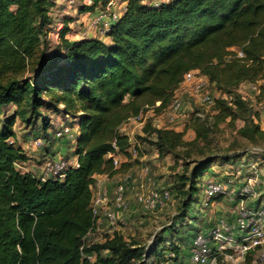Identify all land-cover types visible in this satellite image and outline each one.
I'll return each instance as SVG.
<instances>
[{
	"label": "trees",
	"instance_id": "trees-1",
	"mask_svg": "<svg viewBox=\"0 0 264 264\" xmlns=\"http://www.w3.org/2000/svg\"><path fill=\"white\" fill-rule=\"evenodd\" d=\"M91 2L81 5L79 13L104 9L109 0ZM122 3V14L105 35L107 42L70 40L74 19H66L60 46L50 54L47 40L57 22V0H0V112L14 108L0 123V264H148L150 257L159 262L169 249H179L173 242L175 228L167 247L147 252L119 232L100 243L87 238L97 224L91 207L96 177H124L135 166L129 153L134 145L121 127L140 112L161 115L168 110L187 73L206 77L209 86L229 99H214L212 123L196 116L201 111L192 113L185 131L195 133L193 142L184 140L185 131L153 127L151 120L145 124L143 141L159 157L187 160L184 174L169 190L179 200V219L197 200L199 182L214 158L203 156L192 161L193 167L188 159L213 128L242 121L241 137L264 141L255 111L238 94L247 84L263 83L264 98V0ZM48 114L78 122L72 151L77 166L69 167L63 179L39 181L41 170H18L27 157L14 127L17 120L29 128L40 121L47 142H70L47 135ZM113 153L126 162L115 168L107 157ZM92 254L94 263L85 257Z\"/></svg>",
	"mask_w": 264,
	"mask_h": 264
},
{
	"label": "rangeland",
	"instance_id": "rangeland-1",
	"mask_svg": "<svg viewBox=\"0 0 264 264\" xmlns=\"http://www.w3.org/2000/svg\"><path fill=\"white\" fill-rule=\"evenodd\" d=\"M83 2L87 3L88 1L76 0L75 2L70 3L61 0V4L55 9L56 12H54L53 17L56 18L58 23H62L63 26L65 21H67L66 19L73 20L70 14L77 17L75 18L76 21L69 26L70 31L67 34V37L72 41L77 38H86V34H90L95 36L93 38L104 39V41L107 42V39L105 40V35L102 34L104 27L103 19L107 21L113 12L118 15L122 14L125 7L122 0H113V4L110 7L105 6L104 9L98 7L93 13L82 14L83 16H80L78 19V16L81 14L79 13V8L81 5H85ZM56 36L57 34L56 32H53V30L48 36V53L50 54L55 51L57 44H60V36L59 38H56ZM261 84L263 83H260L259 85ZM192 88L193 85L182 86L175 93L177 99L184 103V108L176 117V123H174V126L166 120L165 116L156 115L153 111H149L145 115L144 122L141 124L130 120L124 124L123 128H121V133L127 135L133 145L139 146L138 150L140 156L133 159L135 166L129 174L131 175L130 184H133L136 189H140V192H149L151 190L157 192L163 190L171 191L178 180L179 175L184 174L186 167L185 162H187V160L184 161L182 159L176 160V158L171 155L161 158L158 156V152L153 146L143 141V138H146L144 127L149 120H151L153 127L182 132L185 131V126L192 117V113L194 111H202L203 114H200L202 116L201 118L203 119V117H206L208 118V121L212 123V115L214 114L213 107L203 108L201 102L202 95L197 94L195 96V94H192V96H189V94L193 93ZM204 93L208 94L212 99H229V97L222 95L212 86H208L204 90ZM238 94L249 103L254 113L256 95L246 86L239 88ZM1 119H4V117ZM48 119L51 123V128L47 132V135L49 136L61 125H66L63 123L64 120L61 121V119L52 114H48ZM69 123L74 130L78 128L77 121L74 120ZM40 125L41 123L38 121L34 127L29 128L20 120L16 121L14 127L16 135L15 140L17 144L20 143L24 145L22 147L27 157L25 163L18 165V170L21 173H34L35 169L37 173L38 170H42L49 160L55 161L57 159L65 158V161H70L71 164L74 163V160H72L71 157L73 150L71 152L60 151L57 144L54 148V142H47L46 137H42L43 134L40 133L39 129ZM242 126V121H236L234 124H230V121L228 120L217 128H213L208 141L198 143V148L192 150L190 154L191 156L188 159L189 167L195 165L192 161H200L204 157L212 156L214 159L208 170L203 174L202 179L199 182L200 190L194 195L197 200L192 203L190 209L186 212L184 219H179V217H177L179 214V200L173 194L174 192H172L167 203L163 207L152 211H143L133 202L139 192H134V190L126 188V197L130 200L129 205H131L129 210L118 213L116 222L113 226H110L108 225V221L103 217V212H105V210H114L113 203L110 202L107 208L101 211L100 222H104L105 226L103 228L98 226V230H95L92 236L88 239V243H100L104 240L105 236L110 235L113 232H119L127 243L131 244L133 242L135 245L143 247L147 252L151 251L155 246H158V248H161L163 244L165 246V241L168 242L166 245L170 244L169 233L170 230L175 228L178 232L172 235L174 244L185 248L184 251L188 252V246L191 243L195 232L199 231L202 226L205 227L208 223H212L216 218L220 217V215H228L227 211H233L235 207V204L223 203L219 199L216 201V203H219L214 204V206L210 208H204L200 203L201 188L203 184L207 182L208 178L222 180L225 177V174L231 171V173L236 176V170L231 169L235 167L236 162H244L246 159H252L256 162L258 164L257 168L259 174L261 173L263 175L261 176L262 178L260 177L261 185L258 188L255 187V193L257 199L264 202V141L252 142L241 137L238 134V130ZM260 128L264 131V123L260 124ZM16 137H18V139H16ZM36 137L42 139L41 142L44 147H34L33 141ZM183 138L187 142H193L195 140V133L191 130L185 131ZM47 143H50V145ZM66 144H70V147L73 148V144L70 142H67ZM47 148L53 153H46L44 150ZM200 151H202L203 155ZM42 152H45L46 154L40 156ZM143 157L144 160H141ZM226 157L229 158L226 160ZM37 159H39V161H37ZM124 161V158H122L120 162L124 163ZM34 164L35 166L38 165L37 168ZM146 165L149 166L150 172L148 176L144 178L142 168ZM113 180L114 181L111 182L110 180L108 181V179L103 180L100 176L96 177V181L104 183L110 189L111 193L115 188V183L121 181L122 177L116 176ZM133 181H135V183H132ZM132 191L133 193L131 197H129L128 193ZM216 207L220 210L217 214L215 212ZM258 257V254L251 253L243 264H264V261H260ZM148 264L152 263L149 262Z\"/></svg>",
	"mask_w": 264,
	"mask_h": 264
},
{
	"label": "built area",
	"instance_id": "built-area-1",
	"mask_svg": "<svg viewBox=\"0 0 264 264\" xmlns=\"http://www.w3.org/2000/svg\"><path fill=\"white\" fill-rule=\"evenodd\" d=\"M64 1L72 3L76 0ZM87 1V3H83L85 5H91V0ZM170 1L172 0H143L144 3L152 4L153 6L167 4ZM112 4L113 0H109L107 6L110 7ZM118 18L119 15L113 12L107 21L103 19L104 27L102 34L106 35L112 22H115ZM61 29L62 23L57 22L53 28V32L57 34L56 38H59V31ZM59 46L60 44L58 43L57 47ZM238 56L242 57V53H238ZM259 84L254 83L245 86L256 95L255 113L257 116L254 118V121L255 123L262 124L264 123V98L260 96L261 89ZM187 85H193V93L189 94V96H192V94H195V96L197 94L202 95L201 102L203 108L213 106L214 99L204 93V90L209 86L206 77L195 72L187 73L180 87ZM159 105L160 103H157L156 107ZM183 108L184 103L175 96L170 108L161 115L165 116L166 120L174 126L176 117L181 113ZM149 111L151 110H147L144 113L140 112L138 116L130 120L141 124L144 122L145 115ZM200 114H203L202 111L198 112L196 116L201 118L202 116ZM77 130L78 128L74 130L68 124L62 125L61 128L54 130V137L58 140L67 138L71 144H74L78 133ZM10 142L12 143L13 140H10ZM33 144L34 147H42L41 139L34 140ZM138 149V145L130 148L129 153L133 158L138 157ZM107 157L113 160L115 168H118L121 164L122 157L118 153L109 154ZM257 165L252 159H246L244 162H236L235 167L231 169L236 170V176L230 170L231 172L226 173L222 180L208 178L207 182L201 188L200 203L202 206L204 208H210L214 204L219 203H216V201L220 199L223 203L235 204L233 211H227L228 215L223 214V216L216 218L212 223H208L205 227L202 226L199 231L195 232L188 246V252H185L183 247L177 245L179 247L177 251L169 249L165 253L164 258L160 259L159 262L154 261L150 257L151 255H149L150 258H148L147 263L243 264L251 253L258 254V259L264 261V202L258 200L255 193V187L258 188L261 185V176L263 175L261 173L259 174ZM76 166L77 163L74 162L71 164L70 161H65L64 159L49 160L42 168L38 179L39 181H45L49 177L63 179L65 171L69 167ZM149 172V166L146 165L142 168L144 178L148 176ZM130 179V174L122 177V180L115 185L112 193L104 183L96 181L91 202L93 215L97 218L95 230H98V226L103 224V222H100L101 211L106 209L110 202L113 203L114 210L110 211L108 209L103 212V217L108 221V225L110 226H113L116 222L118 213L129 210L131 205H129L130 200L126 197V188L132 189L134 192H139L133 202L143 211L156 210L167 203L170 197L168 190L140 192V189H136L133 184H130ZM92 234H89L87 238L88 242ZM85 257L90 263H94V254Z\"/></svg>",
	"mask_w": 264,
	"mask_h": 264
},
{
	"label": "crops",
	"instance_id": "crops-1",
	"mask_svg": "<svg viewBox=\"0 0 264 264\" xmlns=\"http://www.w3.org/2000/svg\"><path fill=\"white\" fill-rule=\"evenodd\" d=\"M61 1V0H60ZM60 1L58 0V5L59 4H61L60 3ZM84 1V0H83ZM64 4V3H63ZM123 5H125L124 3H123ZM71 15V17L74 19V21L73 22H75L76 20H75V18H77L75 15H73V14H70ZM80 16H83L82 14H80L79 16H78V19L80 18ZM93 37H95V36H92V35H90V34H86V38H93ZM84 38V37H83ZM83 38H77L76 40H80V39H83ZM101 40H104V39H101ZM105 40H106V38H105ZM13 112H14V108L12 107V106H10V107H8V108H5V109H2L1 110V112H0V119L2 118V117H4L5 115L6 116H8V115H11V114H13ZM2 120V119H1ZM61 121H63V120H61ZM72 121H74V120H64V122L63 123H68V122H72ZM124 127V125L121 127V128H123ZM16 139H18V137H16ZM67 142H65V141H62V142H56L53 146H54V148H55V145L57 144V146H58V149L60 150V151H69V152H71L72 150H73V148H71L70 146V144H66ZM19 146H21V148L23 149V147L22 146H24L23 144H18ZM57 148V147H56ZM46 153H53V152H50L49 151V149L47 148V149H45L44 150ZM45 152H42L41 153V155L40 156H42L43 154H46ZM52 155V154H51ZM72 157V160H74V162L75 163H77V158L75 157V156H71ZM36 160V159H35ZM125 160V159H124ZM141 160H144V157L141 159ZM29 161V160H28ZM37 161H39V159H37ZM126 162V160L124 161V163ZM35 164H36V161H35ZM35 164H34V166H35ZM33 166V167H34ZM38 166V165H37ZM37 166H35L36 168H37ZM132 169H133V167H132ZM131 169V170H132ZM35 172H36V169H35ZM116 177V176H115ZM115 177H113L112 179H108L106 176H100V178H102L103 180H106V179H108V181L110 180L111 182H113L114 180V178ZM99 178V177H98ZM133 183H135V181H133ZM113 184V183H112ZM116 184V183H115ZM131 195H132V192H130V193H128V196L129 197H131ZM220 210H218V208L216 207V209H215V212H216V214H217V212H219ZM226 211H227V209H226ZM220 216H223V214L222 215H220ZM185 249V248H184Z\"/></svg>",
	"mask_w": 264,
	"mask_h": 264
}]
</instances>
